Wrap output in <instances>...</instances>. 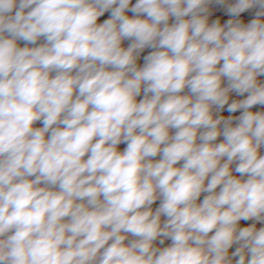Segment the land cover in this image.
Segmentation results:
<instances>
[{"label":"clouds","instance_id":"9594fccd","mask_svg":"<svg viewBox=\"0 0 264 264\" xmlns=\"http://www.w3.org/2000/svg\"><path fill=\"white\" fill-rule=\"evenodd\" d=\"M0 264H264V0H0Z\"/></svg>","mask_w":264,"mask_h":264},{"label":"built area","instance_id":"2783aa9c","mask_svg":"<svg viewBox=\"0 0 264 264\" xmlns=\"http://www.w3.org/2000/svg\"><path fill=\"white\" fill-rule=\"evenodd\" d=\"M133 2H135V0H133ZM129 15H131V13H129ZM244 15H245L246 18H251V17L248 16V14H244ZM101 19H103V18H101ZM127 43H128V42L125 41V46H127ZM146 51H147V50H146ZM141 63H142V60H141ZM138 99H139V98H138ZM38 126H39V125H38ZM125 147H126V145L123 144V143H122L121 145H119V148H120L121 151H122ZM154 207H155V205H154Z\"/></svg>","mask_w":264,"mask_h":264},{"label":"water","instance_id":"95a60500","mask_svg":"<svg viewBox=\"0 0 264 264\" xmlns=\"http://www.w3.org/2000/svg\"><path fill=\"white\" fill-rule=\"evenodd\" d=\"M21 46H23L22 44H21ZM156 159H159V157H157ZM243 223V222H242Z\"/></svg>","mask_w":264,"mask_h":264}]
</instances>
